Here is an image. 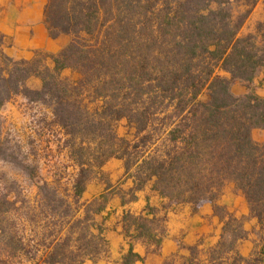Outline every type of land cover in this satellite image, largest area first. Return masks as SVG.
<instances>
[{
    "label": "trees",
    "instance_id": "obj_1",
    "mask_svg": "<svg viewBox=\"0 0 264 264\" xmlns=\"http://www.w3.org/2000/svg\"><path fill=\"white\" fill-rule=\"evenodd\" d=\"M259 1L48 0L50 36L71 40L60 52L38 50L31 60L9 56L0 32V153L1 109L23 95L51 105L77 169L61 199L69 220L36 247L18 237L13 259L0 264H82L107 254L98 215L109 196L84 195L113 158L124 161L134 182L123 202L136 200L137 191L152 183L173 204L197 210L203 201L215 203L225 225L208 264L264 262L239 252L248 237L246 218L217 204L225 186L235 183L264 227V143L253 137L254 129H264V97L253 89L242 97L232 92L235 80L252 84L264 67V20L255 32L240 34ZM33 77L41 79L40 89L28 87ZM123 120L125 136L119 133ZM157 214L148 204L145 214L127 212L123 221L127 232L136 227L137 237H147L159 251L163 233L153 231L163 232L166 217ZM143 259L131 247L125 262Z\"/></svg>",
    "mask_w": 264,
    "mask_h": 264
},
{
    "label": "crops",
    "instance_id": "obj_2",
    "mask_svg": "<svg viewBox=\"0 0 264 264\" xmlns=\"http://www.w3.org/2000/svg\"><path fill=\"white\" fill-rule=\"evenodd\" d=\"M47 3L48 0H0V32L6 36L4 50L9 56L17 60H31L38 50L56 54L70 42L71 37L67 34L57 38L50 36L45 23ZM102 170L109 177L110 188L97 184L94 178L88 184L84 198L86 195L90 196L89 200L105 194L109 196L105 211L98 215V220L104 223L109 252L96 261L89 259L82 264H127L125 257L131 247L144 259L129 264H208V252L218 244L225 225L215 213L212 202H202L197 210L192 204H173L153 190L152 183L137 191L136 200L123 202L134 186L133 179L126 174L123 160L113 158ZM227 188L217 204L236 217L246 218L244 228L248 237L239 244L240 254L248 259L258 256L264 261L261 254L264 242L258 246L257 241L261 225L257 218L251 216L249 203L235 183H229ZM148 204L157 209V217H166L163 232L159 230L162 227L153 231L157 236L163 233L159 251L147 237H137L136 227H131L129 232L128 227H124L123 218L127 212L145 214Z\"/></svg>",
    "mask_w": 264,
    "mask_h": 264
},
{
    "label": "rangeland",
    "instance_id": "obj_3",
    "mask_svg": "<svg viewBox=\"0 0 264 264\" xmlns=\"http://www.w3.org/2000/svg\"><path fill=\"white\" fill-rule=\"evenodd\" d=\"M263 20L264 0H260L240 34L255 32ZM64 75L70 76L71 72L65 71ZM27 85L40 89L42 81L33 77ZM252 89L264 97V67L259 69L252 84L242 80H235L232 84V92L238 97ZM208 97V91L201 96L204 100ZM1 121L0 227L4 232L0 230V259L11 262V246L18 237L22 236L27 245L36 247L51 231L63 227L69 220L66 205L61 199H65V189L72 186L77 169L69 158V150L64 147L66 136L62 128L55 124L50 104L33 103L18 95L1 109ZM128 132L126 120L121 121L120 135L125 136ZM253 137L257 142L264 143V129H254ZM95 178L102 186L110 183L103 171ZM47 195L50 198H46ZM85 199H90V196L86 195ZM53 206L57 208L53 209ZM219 214L221 218L223 213ZM263 240L264 227L261 226L257 231L258 246Z\"/></svg>",
    "mask_w": 264,
    "mask_h": 264
}]
</instances>
